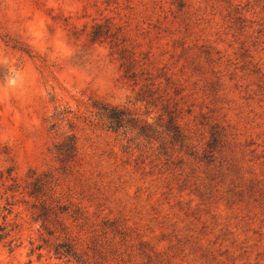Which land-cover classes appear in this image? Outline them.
Returning a JSON list of instances; mask_svg holds the SVG:
<instances>
[{
	"label": "rangeland",
	"instance_id": "obj_1",
	"mask_svg": "<svg viewBox=\"0 0 264 264\" xmlns=\"http://www.w3.org/2000/svg\"><path fill=\"white\" fill-rule=\"evenodd\" d=\"M183 2L0 0V171L54 174L88 264H264V0ZM105 19L179 102L187 152L94 115L106 102L147 118L114 49L88 39ZM214 123L226 136L208 152ZM70 135L76 152L61 162L53 146ZM5 203L0 225L18 226L0 264H82L54 255L26 205Z\"/></svg>",
	"mask_w": 264,
	"mask_h": 264
},
{
	"label": "trees",
	"instance_id": "obj_2",
	"mask_svg": "<svg viewBox=\"0 0 264 264\" xmlns=\"http://www.w3.org/2000/svg\"><path fill=\"white\" fill-rule=\"evenodd\" d=\"M178 6H183V0H174ZM91 42L107 41L114 49L120 60L123 76L139 85L134 94V102L143 103L145 106L144 116L139 117L132 113L126 106L112 105L106 102H95V116L103 126L113 132L126 134L133 132L136 137H142L146 141L158 140L162 149L188 151V135L184 131L179 119L183 109L179 102L168 96L166 86L161 87V81L156 79L159 75L137 68L138 60L132 46H129L128 38L120 26H116L108 19L96 21L91 24L87 33ZM138 65V66H137ZM145 75V76H143ZM168 80L169 78H165ZM154 112V115L150 116ZM148 117L153 118L149 121ZM224 128L214 123L209 129V138L206 141V151H213L218 143L226 136ZM54 153L61 162L69 161L76 152V142L72 135L55 143ZM205 154V153H203ZM13 168L9 167L4 172L0 171V198L6 203L3 209L10 213L12 205L21 203L26 205L30 218L33 222H40L42 229L41 240L44 243L52 240V251L58 258L74 259L82 264H88L85 252H80L69 235V226L66 219L72 221L80 217L78 208H71L70 203L61 201V197L54 195L56 178L51 171H37L32 168L27 171L23 179L12 175ZM19 195V196H18ZM18 196V197H17ZM6 220V215L2 214ZM10 228H6V226ZM18 224L0 225V240L7 237ZM12 239L9 240V243ZM42 244L36 245L40 249ZM33 251V250H31Z\"/></svg>",
	"mask_w": 264,
	"mask_h": 264
}]
</instances>
